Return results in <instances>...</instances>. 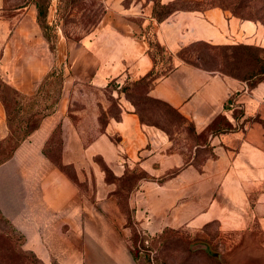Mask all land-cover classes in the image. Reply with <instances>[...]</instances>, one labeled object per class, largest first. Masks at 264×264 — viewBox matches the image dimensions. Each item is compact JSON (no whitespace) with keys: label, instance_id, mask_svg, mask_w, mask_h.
Returning a JSON list of instances; mask_svg holds the SVG:
<instances>
[{"label":"crops","instance_id":"0c3cea01","mask_svg":"<svg viewBox=\"0 0 264 264\" xmlns=\"http://www.w3.org/2000/svg\"><path fill=\"white\" fill-rule=\"evenodd\" d=\"M105 1L94 29L79 40L59 36L55 54L39 23L37 0H0V217L46 264H137L129 247L130 216L153 235L177 229L212 236L216 225L222 248L228 239V249L237 253L223 264H262L264 81L249 87L181 51L198 41L264 46V25L219 6L177 9L157 21L142 4ZM151 23L174 67L154 80L149 93L184 115L174 134L143 122L119 91L155 65ZM65 57L71 68L63 70L52 109L5 155L15 140L11 126L32 109L56 58L61 63ZM110 81L119 115L108 112L103 125L108 104L98 98L102 108L97 102L79 108V97L83 88L100 90ZM90 109L100 127L92 139L83 126ZM129 172L144 175L128 196H119V181Z\"/></svg>","mask_w":264,"mask_h":264},{"label":"rangeland","instance_id":"374dc122","mask_svg":"<svg viewBox=\"0 0 264 264\" xmlns=\"http://www.w3.org/2000/svg\"><path fill=\"white\" fill-rule=\"evenodd\" d=\"M10 1L11 4H15L24 2L26 0ZM176 1V5L184 6L185 9L181 8L182 10H203L209 7L217 6L215 4H219V2L216 0ZM37 2L39 5V23L43 29V32L47 36L55 54L58 52L59 48V36L64 35L65 37L72 40H79L85 34L94 29V27L99 23L107 10V3L105 0H37ZM162 2V0H123V3L125 5H132L136 3L148 7L147 10L155 17L156 20L158 19L159 13L162 14L167 10L163 9ZM224 9H227L236 16L241 17L234 12L237 10L235 5H231L230 7ZM166 18L167 17H165L164 19ZM156 20L154 22L155 25ZM251 20L260 21L264 25V20H262L261 18ZM162 51H164L162 52V55L166 58L167 52H165V50ZM201 52L205 53L203 55V58L207 59L208 62L204 60L201 61L206 63L209 68L236 77L221 70L222 67H220V59L224 50L220 47V45H211L206 44V42L204 41H198L183 47L181 51L182 56L192 62H197L199 60ZM261 54H263L262 56H264V51H262ZM70 63L71 62L69 61L68 57H65L64 61L61 63H58V60L56 58L55 64L49 73V77L45 78V80L41 84L43 92L37 94V99L30 102V104L32 105V109L29 111L26 108L22 114V116H26L27 118L23 117L21 121H18V123H15L11 126L13 132L15 133V140H10L2 150V153L7 155V153L12 149V146L17 143V139H24L36 126V123L40 120V118L52 109L51 107L53 106V104L49 102L51 100L57 99V97L59 96L60 88L64 84V80L66 79L65 75L63 74V70L70 69ZM244 81H246L247 83L249 82L247 80ZM47 85L52 87V91L50 90V92L48 93L45 92ZM112 86H116V83L114 81H110L108 86L101 87L100 90L97 87L88 86L81 90L83 96L79 97V108H81L82 104H85V106L88 107V104H93L96 102L98 104H101L102 108V103L100 100H98V98L103 99L104 104H108V109H103V112L100 116L103 125L107 120L108 112L110 114H115L117 112L116 102L111 93ZM21 100L25 102L23 103V105L26 104L25 106L27 107L29 104L28 101H25V99L23 98H21ZM34 102L37 104V107H34ZM87 112V117L83 121V126H85L87 130V138L92 139L97 134V131L100 129V127L97 125H93V109H90ZM174 117V115H167L168 121L166 120L164 122V128L171 134H174V132L176 131V124L183 119L181 118L173 124L171 122L172 120H174ZM25 121H28V123H25ZM53 150L55 158L59 159V152L56 151H60V149L58 146H56V144L54 145ZM107 178L109 179L110 177L107 175ZM128 223L132 226V234L129 238V247L131 248V251L135 256L137 264H223L225 260H227V257L229 255H237V253L232 254V252L234 251L233 249H228L230 246L228 239L224 240L225 247L222 248V238L216 225H214L210 229V233H212V236L201 235L193 237L187 232L177 229H166L163 232L155 235L150 233L144 234L140 229L141 226L136 223L135 219L132 216H130ZM167 234L177 238L176 242L174 243V246L176 248L163 247L164 239ZM202 240H207L210 243L211 251H207L203 248L194 246V243L196 241ZM23 245L24 237L15 232L8 225V223L0 217V264H46L45 262L41 261L35 254L26 251ZM187 246L189 250L186 249ZM261 256L262 264H264V246H262Z\"/></svg>","mask_w":264,"mask_h":264},{"label":"trees","instance_id":"16d2710c","mask_svg":"<svg viewBox=\"0 0 264 264\" xmlns=\"http://www.w3.org/2000/svg\"><path fill=\"white\" fill-rule=\"evenodd\" d=\"M223 8H228L231 5H235L237 15L249 19H262L264 20V0H216ZM176 0H171L167 3L162 2L163 9H167L164 13L158 15V21L163 20L165 17H168L177 9H185L184 6L176 5ZM153 24L149 25V47L153 58L155 60L154 67L147 72L144 76L139 79L130 80L125 82L124 85L120 88V92H124L126 97L131 100L135 106V111L139 114L141 120L148 124L156 125L167 133L171 134L164 128V122L167 120V115H174V120L171 123H176L178 120L183 118V114L173 106L168 101L152 96L149 93L150 87L152 86L154 80L171 71L174 67L172 53H170L165 46L157 39L153 32ZM205 42V41H204ZM206 44H211L206 42ZM215 45V44H211ZM220 47L224 50L221 56V66L224 72L230 73L236 77L249 81V87L255 86L261 80H264V56L261 54L264 51V46L250 43H233V44H219ZM162 50L167 52V57L165 58L162 55ZM228 50V51H227ZM205 53L200 54L199 60L193 62L200 66H207L206 63L202 62L204 60L208 62L207 59L203 58ZM211 69V68H209ZM116 102L117 112L114 114L118 116V103L117 98L113 96ZM156 117V118H155ZM107 121V120H106ZM107 169L108 176V167L103 164ZM142 173H127L119 181V188L117 189V194L119 196H128L130 191L135 187L137 181ZM131 224V222H130ZM177 238L171 235L165 236L164 239V248L175 247L174 243ZM176 248V247H175ZM189 250L188 246L186 247Z\"/></svg>","mask_w":264,"mask_h":264},{"label":"water","instance_id":"95a60500","mask_svg":"<svg viewBox=\"0 0 264 264\" xmlns=\"http://www.w3.org/2000/svg\"><path fill=\"white\" fill-rule=\"evenodd\" d=\"M194 246L195 247H198V248H203V249H205V250H207V251H211V245H210V243L208 242V241H204V240H202V241H196L195 243H194Z\"/></svg>","mask_w":264,"mask_h":264},{"label":"built area","instance_id":"2783aa9c","mask_svg":"<svg viewBox=\"0 0 264 264\" xmlns=\"http://www.w3.org/2000/svg\"><path fill=\"white\" fill-rule=\"evenodd\" d=\"M143 232V231H142ZM144 234H147L146 232H143Z\"/></svg>","mask_w":264,"mask_h":264}]
</instances>
